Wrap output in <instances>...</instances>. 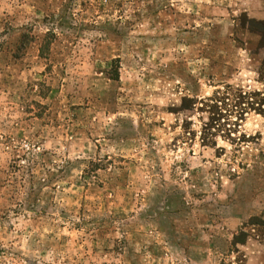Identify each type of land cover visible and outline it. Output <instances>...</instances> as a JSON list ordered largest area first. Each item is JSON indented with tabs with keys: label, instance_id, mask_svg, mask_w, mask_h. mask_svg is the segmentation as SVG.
Masks as SVG:
<instances>
[{
	"label": "rangeland",
	"instance_id": "1",
	"mask_svg": "<svg viewBox=\"0 0 264 264\" xmlns=\"http://www.w3.org/2000/svg\"><path fill=\"white\" fill-rule=\"evenodd\" d=\"M252 1L0 0V264H264Z\"/></svg>",
	"mask_w": 264,
	"mask_h": 264
},
{
	"label": "trees",
	"instance_id": "2",
	"mask_svg": "<svg viewBox=\"0 0 264 264\" xmlns=\"http://www.w3.org/2000/svg\"><path fill=\"white\" fill-rule=\"evenodd\" d=\"M259 36L263 39V41H264V33H262V34H259ZM209 101H206V104L208 103V102H212V103H214V102H216L217 100L215 99H208ZM198 104H201L203 107H209V105H205L204 104V102L203 101H201L200 103H198L197 101H193V99H189V111H192L193 110V108H196V105H198ZM199 110V109H198ZM208 132V131H207ZM208 134V133H207ZM207 134H206V129H204L203 130V133H201V141H202V143H203V146H209V145H211V146H214L215 144H214V142L212 141H210V140H212V139H209L208 137H207ZM209 139V140H208Z\"/></svg>",
	"mask_w": 264,
	"mask_h": 264
},
{
	"label": "crops",
	"instance_id": "3",
	"mask_svg": "<svg viewBox=\"0 0 264 264\" xmlns=\"http://www.w3.org/2000/svg\"><path fill=\"white\" fill-rule=\"evenodd\" d=\"M249 12L257 22H264V0H253Z\"/></svg>",
	"mask_w": 264,
	"mask_h": 264
}]
</instances>
